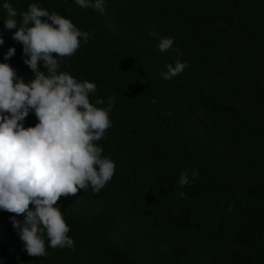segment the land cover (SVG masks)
Listing matches in <instances>:
<instances>
[{
  "label": "trees",
  "instance_id": "16d2710c",
  "mask_svg": "<svg viewBox=\"0 0 264 264\" xmlns=\"http://www.w3.org/2000/svg\"><path fill=\"white\" fill-rule=\"evenodd\" d=\"M5 2L0 62L29 82ZM7 2L18 22L37 3L92 34L59 71L94 82L99 107L116 97L96 142L116 168L99 193L58 200L74 249L47 247L45 235L47 256H29L0 210V264H264V0H105L103 14L75 0ZM162 37L174 38L169 51ZM176 48L189 67L165 80ZM37 122L30 113L24 126ZM184 171L191 183L180 187Z\"/></svg>",
  "mask_w": 264,
  "mask_h": 264
},
{
  "label": "clouds",
  "instance_id": "9594fccd",
  "mask_svg": "<svg viewBox=\"0 0 264 264\" xmlns=\"http://www.w3.org/2000/svg\"><path fill=\"white\" fill-rule=\"evenodd\" d=\"M75 3L101 14L105 11V0ZM3 9L7 14L4 28L16 29L12 38L22 44L24 63L34 77L25 82L9 63L0 62V210L13 214V228L28 255L46 257L47 247L75 248V241L68 235L70 226L56 206L60 197L76 195L89 187L99 193L115 174V163L102 155L103 149L96 142L112 126L109 114L116 97H108L107 107H99L105 103L103 99L90 102V95L97 91L94 82H81L69 72L59 71L61 61L75 55L81 42L87 44L91 33L37 3L29 4L20 13L19 22L17 9L7 0ZM4 43L0 35V45ZM173 45V37H162L158 49L166 52ZM175 51L174 65L168 64L161 73L165 80L189 67L179 58L181 50ZM15 52L10 47L4 54L5 61ZM41 62L45 71L40 70ZM30 113L38 122L25 127ZM191 176L196 178L198 170L193 169ZM177 182L180 187L190 185L188 172H182ZM177 196L187 199L184 192Z\"/></svg>",
  "mask_w": 264,
  "mask_h": 264
}]
</instances>
